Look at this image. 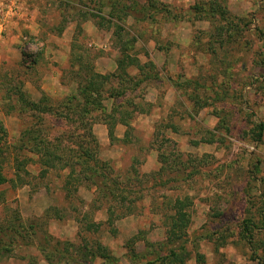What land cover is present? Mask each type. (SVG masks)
I'll return each mask as SVG.
<instances>
[{
    "label": "rangeland",
    "instance_id": "rangeland-1",
    "mask_svg": "<svg viewBox=\"0 0 264 264\" xmlns=\"http://www.w3.org/2000/svg\"><path fill=\"white\" fill-rule=\"evenodd\" d=\"M44 1L38 34L0 36V223L38 224L46 249L0 264H264V0ZM36 121L88 168L20 149Z\"/></svg>",
    "mask_w": 264,
    "mask_h": 264
},
{
    "label": "trees",
    "instance_id": "trees-1",
    "mask_svg": "<svg viewBox=\"0 0 264 264\" xmlns=\"http://www.w3.org/2000/svg\"><path fill=\"white\" fill-rule=\"evenodd\" d=\"M92 84L89 80V77L87 75L86 79V85H83V87L80 90V95L82 99H78L77 104L74 106L82 113H87L89 110V107H91L94 101L93 98V90ZM75 98V96H73ZM20 99L23 101H27V96L24 94L23 91H20ZM28 103V101H27ZM53 117H55L53 115ZM65 127H67V131L75 132L74 129V121L69 119L66 116ZM58 119V118H57ZM50 123V121H49ZM39 122L36 121L32 125H28L27 127L23 128L22 131V137L24 138L19 146L20 149H28L37 155H39V158H53L57 159L60 162L64 164V167L69 169V174L72 175L79 171L80 173L86 170L88 167L86 166L87 156L89 152H86L84 150H78L74 149L72 147L66 146L63 144L64 134H59L55 136H45V131L42 128H39ZM51 126L55 127L54 124ZM64 127V128H65ZM263 125H260V129L262 130ZM47 131V135H48ZM69 134V136H70ZM63 135V136H62ZM8 130L6 127V124L4 120L2 119V116L0 114V156L5 152L6 144H8ZM83 141V140H82ZM81 143V141H79ZM18 148V146L16 147ZM93 158V157H92ZM95 163L97 164L96 168H91V175L86 176L85 180L88 182V185H94L97 189V191L100 193L101 197H107L109 202V209H112V205L114 201H116V195L111 194L112 190L109 192H105L106 187V179L109 180L108 177L102 175L101 168H99V164H103V162H100L99 159L94 158ZM44 162V161H42ZM79 167V168H78ZM79 169V170H78ZM2 168L0 167V185L7 181L6 177L1 174ZM100 173V174H99ZM113 184L117 185V181L115 179L110 180ZM106 184V185H105ZM111 189V188H110ZM114 189V187H112ZM111 207V208H110ZM18 213V212H17ZM15 214V218L17 221H19L18 224L11 223L10 225L5 226L4 224L0 223V256L6 255L8 252H11L14 248V246H28L31 244L30 239L33 237L34 241L33 244L39 245L41 249L44 251L46 249V246L43 245L42 240H38L36 238V228L38 224L30 223V225L26 226L21 220L20 216L18 214ZM22 230H25L24 233ZM28 231H31V234L28 233ZM28 237V238H27ZM38 247V248H39ZM40 249V248H39ZM95 254V253H94ZM104 257L109 259L108 254H103Z\"/></svg>",
    "mask_w": 264,
    "mask_h": 264
},
{
    "label": "crops",
    "instance_id": "crops-1",
    "mask_svg": "<svg viewBox=\"0 0 264 264\" xmlns=\"http://www.w3.org/2000/svg\"><path fill=\"white\" fill-rule=\"evenodd\" d=\"M44 2H45L44 0H20V14L12 20L9 28L4 34H6L10 30L12 25H14L12 28H15L19 32L22 31V33L23 32L26 33L30 31L31 34H35V35L38 34L39 31L41 30L40 10L42 8H45ZM19 36L23 37L21 33H18L16 36H13L12 38H15V40H17L20 38ZM41 82L43 83L41 87L45 90L56 87L60 83L58 72L52 69L51 72L46 73L42 77ZM48 84H51L50 88L48 87Z\"/></svg>",
    "mask_w": 264,
    "mask_h": 264
},
{
    "label": "built area",
    "instance_id": "built-area-1",
    "mask_svg": "<svg viewBox=\"0 0 264 264\" xmlns=\"http://www.w3.org/2000/svg\"><path fill=\"white\" fill-rule=\"evenodd\" d=\"M19 14L20 0H0V35H4L12 20Z\"/></svg>",
    "mask_w": 264,
    "mask_h": 264
}]
</instances>
